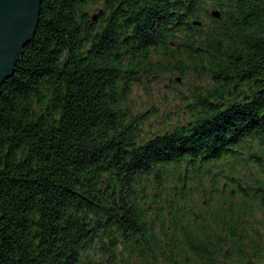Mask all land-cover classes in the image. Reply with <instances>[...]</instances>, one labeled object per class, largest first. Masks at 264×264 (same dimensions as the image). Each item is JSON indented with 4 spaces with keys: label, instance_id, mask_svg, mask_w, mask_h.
<instances>
[{
    "label": "trees",
    "instance_id": "16d2710c",
    "mask_svg": "<svg viewBox=\"0 0 264 264\" xmlns=\"http://www.w3.org/2000/svg\"><path fill=\"white\" fill-rule=\"evenodd\" d=\"M164 73L203 82L145 134L133 85ZM253 208L264 0H42L1 87L0 264H264Z\"/></svg>",
    "mask_w": 264,
    "mask_h": 264
},
{
    "label": "rangeland",
    "instance_id": "374dc122",
    "mask_svg": "<svg viewBox=\"0 0 264 264\" xmlns=\"http://www.w3.org/2000/svg\"><path fill=\"white\" fill-rule=\"evenodd\" d=\"M202 82L192 74L181 76L164 73L154 77L151 81L143 79L142 82L133 85L131 97L134 102V112L144 113L142 121L144 133L162 131L183 122L186 118L184 102ZM252 210L254 215L249 222L255 229L264 231V212L257 208Z\"/></svg>",
    "mask_w": 264,
    "mask_h": 264
},
{
    "label": "water",
    "instance_id": "95a60500",
    "mask_svg": "<svg viewBox=\"0 0 264 264\" xmlns=\"http://www.w3.org/2000/svg\"><path fill=\"white\" fill-rule=\"evenodd\" d=\"M41 3L42 0H0V94L2 84L13 75L24 47L36 32ZM211 15L218 18L219 12L213 10Z\"/></svg>",
    "mask_w": 264,
    "mask_h": 264
}]
</instances>
